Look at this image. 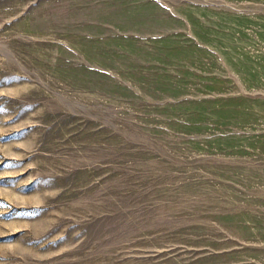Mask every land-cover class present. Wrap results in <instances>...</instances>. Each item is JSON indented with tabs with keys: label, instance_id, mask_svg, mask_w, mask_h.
<instances>
[{
	"label": "rangeland",
	"instance_id": "1",
	"mask_svg": "<svg viewBox=\"0 0 264 264\" xmlns=\"http://www.w3.org/2000/svg\"><path fill=\"white\" fill-rule=\"evenodd\" d=\"M0 264H264V0H0Z\"/></svg>",
	"mask_w": 264,
	"mask_h": 264
}]
</instances>
